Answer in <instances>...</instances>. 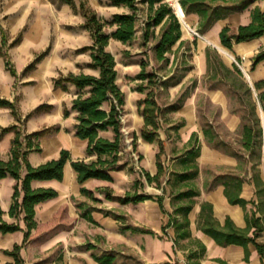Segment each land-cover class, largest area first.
<instances>
[{"label": "crops", "instance_id": "crops-1", "mask_svg": "<svg viewBox=\"0 0 264 264\" xmlns=\"http://www.w3.org/2000/svg\"><path fill=\"white\" fill-rule=\"evenodd\" d=\"M36 1L40 2L41 16L45 17L46 11L47 14L53 16L55 22L54 31L52 32L43 20H37L36 24L31 26L25 37L17 43L23 47L22 56L24 60L12 65L16 70V74H13L10 71L11 69L0 61V95L12 100L16 99V102L18 97L11 89L16 75L22 72L24 82L44 81L47 79L51 81L54 96L52 100H41V97L50 94L45 91L44 87L33 90L29 87L23 88L19 106L17 105L22 116V122L16 118L10 107L0 106V154L4 159L10 157V148L16 132L14 130L2 132V127L18 123L19 128L27 133L48 125L58 124L60 126L59 130L40 137L41 150L28 153V160L34 165H38L47 159L58 157L62 148H68L74 158L86 157L87 140L75 135L77 112L71 109L76 88L71 83L68 84L69 88L67 90L57 87L54 85L53 78L61 73L67 74L72 71L94 74L99 72L98 69L87 65L92 57L90 50L81 49L85 45L92 44L93 37L90 29L84 25L86 17L80 9H74L71 4L64 1L58 3L52 0ZM90 1L99 14L112 15L115 12L130 11L127 5H115L107 2L99 8L96 6L98 0ZM168 1L178 13V8L176 7L177 2L180 3V0ZM255 6H259L264 11V0H255L247 7L231 11L224 17L215 20L207 30L201 32L199 31L200 15L194 11L187 13L180 3L181 10L185 13L183 18L178 13L182 23L181 38L186 40V43L179 50H176L178 45H180L179 41L176 42L172 46V51L167 53L170 60L166 63L167 66H171L174 62H178L179 55L182 54L186 57L185 53L188 50H192L191 59H189L190 63H192V68L176 80L171 78L168 85L161 86L158 91V101L165 106L184 92L185 88L193 80L197 81L181 108L166 113L167 115L165 114L160 129V136L164 139L166 146L164 162L167 171L164 175L163 183L170 170H180L182 168L178 156L187 148L191 134L194 131L198 132L201 140L200 154L196 158L200 171L194 179V182L200 188V194L197 196V202L189 213L192 236L200 238L207 249L205 255L201 258V264H219L215 259L217 257L224 258L231 264L261 263L260 254L253 243H249L251 252L249 259L245 260V251L242 245L236 243L228 245L218 244L211 235L199 229L196 223L201 207L200 203L203 200H208L212 202L214 214L221 223L225 221L227 216H230L237 225L246 226L243 207L239 204L231 203L225 194V185L222 181H215L220 174L232 171L245 176L246 179L242 185L241 195L247 199L256 196L255 191L257 188L252 177L253 161L240 162L238 156L234 155L230 148L217 146L214 142L209 141L203 132L204 122L201 120L199 112V104L202 99L208 100L215 107V111L204 110L205 115L209 118L205 122L215 124L220 138L227 140L231 148L242 150L240 141L242 126H244L242 112L236 111L231 107V99L229 93L225 90L226 88L208 86V81L213 79L209 78V61L207 60L206 50L208 47L215 48L219 54H222L220 56L223 61L229 65L234 61L231 60L232 57L239 58L242 62L241 69L256 94L254 83L264 79V58L255 62V56L264 48V34L252 38L250 41H234L232 49L224 46L220 40V30L224 25H230L235 28L241 23L250 22L251 9ZM138 11L136 21V27L138 28L134 37L126 42L111 37L107 45L109 50H111L109 45L116 42L124 44L123 47L125 49H129V45L134 43H141V45L149 43V41H144L143 39L142 26L143 20L149 13L148 2H140ZM115 27L114 25L113 29ZM160 31L161 24L155 28L154 43H156ZM52 33H55V37L49 53L42 57L33 69L23 73L25 66L33 59V57H28L29 51L43 47L39 42L41 40L40 36L45 38L46 35H51ZM194 39L196 40L195 43L193 42ZM151 60L161 62V60L155 58L154 54H152ZM169 76H172V74H167L165 78H169ZM70 90L73 91L74 95L67 100L64 92ZM122 90L127 92L125 89ZM129 90L132 106L127 107V102L125 104V114H128L126 116L128 117V128H126L130 130L131 134L136 133L138 136L137 151L143 154L141 166L147 168L151 174H154L157 171L156 154L159 149L158 142L147 141L140 134L143 115L138 110V100L144 97L145 92L139 91L135 87H130ZM42 103L52 104V107L36 111L28 118H25L28 112L34 110ZM64 106L71 109V113L68 116H64ZM258 110L263 134L261 158L257 167L260 169L261 177L264 180V110L260 104ZM72 118L74 119L70 120ZM26 119L27 121L23 123ZM181 119H184L185 122L179 128L180 137L177 139L174 137L173 130H170L171 136L169 135L168 127ZM123 128L126 133L125 125ZM65 165L62 179L44 178L40 180V178H34L31 180L33 187H56L58 194L56 197L38 202L35 206L37 211L35 216L38 224L36 228L32 229L28 240L21 249V254L25 258L26 264H103L96 260L93 254H101L108 250L120 252L114 260L115 262L108 264H122L124 257L122 253L127 252L129 253L127 255H132L141 262L135 259L136 262L131 264H163L165 261H169V264H187L186 253L190 248L189 238L180 239L178 243H175L176 232L174 226L170 225L163 231L162 226L168 221L169 214L164 213L158 200L148 198L138 202L122 203L118 199L107 198L104 193L102 194L101 191L96 189L102 185L110 186L115 195H122L127 190L135 189V180L141 178L145 181L148 189L139 190V192L161 193L162 190L161 192L159 191L161 188L155 187L153 183H148L145 177L141 175L139 169L136 168L134 171L129 170L128 167L114 169L111 171L113 180L90 177L80 183L70 161ZM25 171L24 168L23 174ZM16 181L17 179L11 175L0 178V206L5 210L3 217L8 221H18L22 226V229L14 231L5 233L0 231V264H7V262L14 260L12 255L4 252V249H11L14 244L23 243L25 237L26 223L23 213L17 218L11 216L8 212L12 203ZM207 181L213 183V185L207 186ZM82 185L92 189L95 196L101 198L97 204L81 193L80 188ZM151 188L154 190H151ZM164 200L165 209L172 211L174 204L168 186ZM80 202H85L86 207L92 204L99 208L113 209L117 213L131 215L128 223L139 226L142 230H132V228L123 230L120 228L121 222L118 219L100 209L92 210V216L96 221L93 222L81 215L82 208L78 206ZM148 229L154 230L155 233L148 232ZM258 239L264 241V230Z\"/></svg>", "mask_w": 264, "mask_h": 264}, {"label": "trees", "instance_id": "trees-1", "mask_svg": "<svg viewBox=\"0 0 264 264\" xmlns=\"http://www.w3.org/2000/svg\"><path fill=\"white\" fill-rule=\"evenodd\" d=\"M72 5L77 9L75 0H61ZM255 0H180L183 9L189 12H197L200 15L199 31L207 30L211 24L234 10L247 7ZM140 2H148L149 13L143 20V39H149L155 36V28L161 24L160 35L153 44L152 50L157 60L168 62L170 60L168 52L172 51V46L179 41L176 50L185 45L186 40L182 39V23L177 16L173 6L168 0H108L109 4L127 5L129 12H115L111 17L103 18L87 5L85 0L80 2V11L86 17L84 25L90 29L93 41L92 44L85 45L81 49L90 50L91 60L87 63L89 67L99 70L98 74L87 72H68L61 73L53 78L54 85L68 89L71 83L76 88V94L73 97L71 109L76 110L75 135L87 140L86 157L74 158L68 148H62L58 157L47 159L46 161L34 165L28 160L30 151L41 150L40 137L47 133L59 130L58 124L48 125L31 132H23L18 123H13L2 127V132L14 130L15 136L10 148V157L4 159L0 154V178L11 175L17 179L14 185L12 203L9 207V214L19 217L23 213L26 223L25 237L23 243H16L11 249H4V252L14 257V260L7 264H26L25 258L21 254V249L28 240L33 228H36L38 221L36 219V204L48 198L56 197L58 191L56 187H33L31 180L34 178H57L62 179L64 176L65 164L70 161L73 169L76 171L77 179L80 183L90 177L113 180L111 171L128 167L129 170H136V160H141L143 154L137 151L138 136L132 134L129 147L126 133L124 131V115L126 104V93L118 83V68L116 59L111 50L107 48L111 37L126 42L131 40L138 27L136 21L138 18V8ZM106 24L115 25L116 27L110 32L105 31ZM264 34V11L255 6L251 9V21L241 23L235 28L230 25H224L220 30V40L224 46L232 49L233 42L249 40ZM7 35L2 29L1 40L5 41ZM22 35L19 34L12 42V45L19 43ZM195 39L193 42L195 43ZM50 46L38 53L24 68L23 73L33 69L37 62L50 51ZM209 78L215 80L212 86H218V83H225L228 86V92L231 93L239 103L236 111L242 112L244 119L241 134L242 150L231 148V145L220 138L215 124L210 122L203 123V132L209 141L214 142L217 146L230 148V151L238 156L241 161H253V180L257 188L256 196L250 199L243 198L241 195L242 185L245 176L238 172H226L216 177L215 181H222L225 185V194L231 203L239 204L245 211L246 226L237 225L234 220L227 216L223 223L220 222L214 214L212 202L203 200L200 203V211L196 219L197 227L211 235L218 244L228 245L231 243L240 244L244 247V259L248 260L250 256L249 243L256 246L260 254L261 263L264 264V241L259 240V236L264 230V180L261 177L260 169L257 167L261 158L262 147V125L258 114L259 104L264 110V79L256 81L254 87L257 93H254L253 86L246 80L238 62L226 64L215 48L208 47L206 50ZM0 43V55H2ZM264 58V48L255 56V62ZM239 60V58H237ZM7 61V65H8ZM141 68L136 75L139 82L135 89L145 92L144 97L138 100V110L143 115V124L140 128V134L147 141H157L159 149L156 154L157 171L151 174L147 168L140 166L139 171L145 177L148 183H153L161 188V193L139 192L137 188L127 190L122 195H115L112 187L98 186L96 189L110 199H118L122 203L138 202L145 199H156L164 211L169 214L168 221L163 224L162 229L173 225L175 228L174 242L178 243L180 239L189 238L190 248L186 253L187 264H201V258L205 255L206 245L198 237L192 236L190 230L189 213L197 202V196L200 194V188L194 182L199 174L200 168L196 160L201 150V140L198 132L194 131L188 141V146L179 155V162L182 164L180 170L172 169L166 174V164L164 154H166L165 141L160 136L163 117L166 113L181 108L185 103L187 96L190 94L186 89L174 101L163 106L158 101V91L163 85H168L170 79L164 78L157 70H149V60L141 59ZM13 74L16 70L13 66H8ZM0 106L10 107L16 118L21 121V114L17 106L16 99L0 95ZM52 104L42 103L34 110L28 112L25 118L31 116L34 112L43 109H49ZM71 109L64 106V116L71 113ZM185 122L184 119L178 120L168 127L174 131V137L179 138V128ZM1 132V133H2ZM135 154L137 156H135ZM90 157V158H87ZM136 157V158H135ZM25 173L23 174V169ZM139 184L146 185L141 178L135 180L134 186ZM207 186L213 183L206 182ZM167 186L172 195L174 208L167 211L164 206L165 193ZM80 191L83 195L90 198L93 202L100 201L101 198L95 196L94 191L85 185H82ZM250 205V206H249ZM82 208L81 215L87 219L96 222L92 216V210L100 209L106 214H110L118 219L121 224L120 228L142 230L125 222L126 216L117 213L113 209H103L96 205L90 204L87 207L85 202L78 203ZM3 210L0 206V231L9 232L22 229L18 221H8L3 217ZM148 232L155 233L154 230L148 229ZM118 253L117 250H108L101 254L94 253L96 260L103 264L114 263ZM126 258L136 257L124 255ZM219 264H231L224 258H215ZM137 260V259H136ZM139 261V260H137ZM140 262V261H139ZM129 262H122L128 264ZM141 263V262H140ZM169 264V261L163 262Z\"/></svg>", "mask_w": 264, "mask_h": 264}, {"label": "rangeland", "instance_id": "rangeland-1", "mask_svg": "<svg viewBox=\"0 0 264 264\" xmlns=\"http://www.w3.org/2000/svg\"><path fill=\"white\" fill-rule=\"evenodd\" d=\"M55 3L60 2L61 0H52ZM77 3V9H80V2L82 0H75ZM87 5L90 6L92 9H94L93 4L90 0H85ZM108 2V0H98L96 2V6H98L100 8V6H104L106 3ZM40 2L36 1V0H0V43H1V48H2V55H0V61H2L4 64H6V66H12L17 62H21L22 60H24L23 56H22V48L21 45L19 44H15L12 45L11 42L19 35H22V39L23 37H25L26 33L29 31V29L31 28V26H33L34 24H36L37 20H43L45 21L47 27L52 30V32L54 31L55 28V22H54V18L53 16L47 14V11L45 12V17L41 16L42 15V10L40 9ZM174 8V7H173ZM95 10V9H94ZM96 11V10H95ZM44 13V12H43ZM99 16L103 17V18H110L111 15L109 14H99ZM46 18V19H43ZM53 18V19H52ZM47 21V22H46ZM114 25H110V24H106L104 27L105 31H111L113 29ZM2 29L5 30V33L7 35V39H5V41L1 40V36H2ZM198 34V33H197ZM196 34V36H198ZM55 37V33H52L51 35H46V37L44 38L43 36H40L39 42L40 44H42L43 47L39 48V49H31L29 51V55L28 57H35L38 53L42 52L43 50H45L48 46L51 47L52 42L54 40ZM153 42V43H151ZM155 40L154 38L149 39V43L143 44L141 45V43H134L129 45V49H125L123 47L124 44L122 43H111L109 45V48L112 50L115 59H116V66L118 68V83L119 85L122 87V89L127 90L126 93V97H127V107L132 106V100L130 97V87L133 88L136 86V84L139 82V79L136 78V75H138L137 73L139 72L140 68H141V59L146 58L149 60V65L147 66V68L149 70L155 69L157 70L160 74L164 75L163 77L165 78V76L167 74H172V79L176 80L178 78H180L184 73H186L187 70H189L190 68H192V63H190L189 59H191V55H192V50H188V52H186V57H184L182 54L179 55V59L177 63H173L171 66H167V63L165 61H161L158 62L156 60L152 61L151 60V56L152 54H154V51L152 50V44L154 43ZM108 48V46H107ZM222 56V54H220ZM238 60L237 57H232L231 60L235 61ZM7 61L9 62L7 65ZM240 63L241 60H238ZM230 62V61H228ZM236 62V61H235ZM138 63V64H136ZM172 72V73H170ZM244 73V72H243ZM245 76V75H244ZM171 77V76H170ZM23 76H22V72L18 75L15 76L14 79V83L11 87V89L16 93V96L18 97L17 99V105L19 106V101L20 98L22 97V90L23 88L29 87L32 90L35 88H43L45 89V91H48L50 94H48L47 96L41 97V100L46 101V100H52L54 99L53 96V89L51 86V81L49 79L44 80V81H32V82H24L23 81ZM246 78V76H245ZM248 79V78H247ZM246 79V80H247ZM208 81V80H207ZM196 80H193L186 88L189 90V93L192 91V89L194 88L195 84H196ZM215 81L210 80L208 81V86L211 87V85ZM219 87H223L225 90H227L228 92V86L225 83H218ZM215 87V86H213ZM229 93V92H228ZM73 91H66L64 92V96L67 98V100L69 98H71L73 96ZM230 99H231V107L234 108H238L240 105L238 103V101L236 100V98L229 93ZM199 112H200V116H201V120L203 122H205L206 120H208L209 118L205 115V111L204 110H211L212 112L215 111V107L208 101L205 99H202V102H200L199 104ZM239 111V110H238ZM27 113V112H26ZM167 115V114H166ZM128 114L124 115V125H125V130H126V139L129 145V148L131 147L130 144V140L132 139V134L130 132L129 129H127V125H128ZM74 118L70 119L73 120ZM27 119L24 122H26ZM127 127V128H126ZM69 130V128H67ZM135 156H137L135 154ZM136 158V157H135ZM136 168L139 169V167L141 166V160H136ZM153 185V184H150ZM135 188H137L138 190H146L148 189L147 185H142L139 184L138 186H134ZM156 187V186H155ZM151 190H154L153 188H151ZM161 192V189L159 190ZM96 204L98 202H95ZM126 219L125 222L128 223L130 221V216L131 215H126ZM82 247V246H79ZM123 256L127 253H122ZM123 261L124 262H129L128 264L131 263H135L136 260L135 259H131V258H126L125 256L123 257Z\"/></svg>", "mask_w": 264, "mask_h": 264}, {"label": "bare ground", "instance_id": "bare-ground-1", "mask_svg": "<svg viewBox=\"0 0 264 264\" xmlns=\"http://www.w3.org/2000/svg\"><path fill=\"white\" fill-rule=\"evenodd\" d=\"M176 4V3H175ZM176 6V5H175ZM176 8H178L177 10H178V13L180 14V16L183 18V14H185L184 12H182V10H181V7H180V3H178L177 2V7Z\"/></svg>", "mask_w": 264, "mask_h": 264}, {"label": "built area", "instance_id": "built-area-1", "mask_svg": "<svg viewBox=\"0 0 264 264\" xmlns=\"http://www.w3.org/2000/svg\"><path fill=\"white\" fill-rule=\"evenodd\" d=\"M142 24H144V23L142 22ZM195 32L197 33V31H195ZM235 61L238 62L237 64H238L240 67L242 66V64H241L238 60L235 59Z\"/></svg>", "mask_w": 264, "mask_h": 264}, {"label": "water", "instance_id": "water-1", "mask_svg": "<svg viewBox=\"0 0 264 264\" xmlns=\"http://www.w3.org/2000/svg\"><path fill=\"white\" fill-rule=\"evenodd\" d=\"M175 12H176V10H175ZM176 14H177V16L179 17V15H178V13L176 12Z\"/></svg>", "mask_w": 264, "mask_h": 264}]
</instances>
